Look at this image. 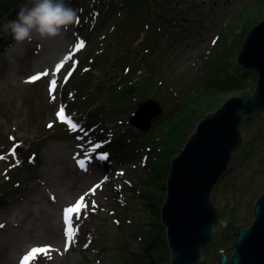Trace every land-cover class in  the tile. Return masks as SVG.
Masks as SVG:
<instances>
[{"label": "rangeland", "instance_id": "374dc122", "mask_svg": "<svg viewBox=\"0 0 264 264\" xmlns=\"http://www.w3.org/2000/svg\"><path fill=\"white\" fill-rule=\"evenodd\" d=\"M97 1L65 0L78 10L74 25L53 39L34 36L31 42L17 44L12 52L6 51L13 42L11 36L0 31V190L9 196L0 203V264H21L32 248L45 251L34 254L28 264H147L150 256L160 263V251L147 252L141 233L142 227L162 224L161 178H153L157 182L154 194L144 200V194L153 190L145 182L151 169L148 150L155 147L148 139L150 135L144 133L135 145L128 143L127 136L116 152L110 147L96 154L99 141L94 137L98 131L73 135L77 126L75 111L86 99H81L85 93L92 95L99 83L110 86L95 92L97 95L110 88L111 82L118 87L123 85L118 82L120 74L112 78L103 72L111 71L120 61H127L125 65L134 70V85H126L133 87V92L120 93L125 97L120 101L121 108L134 103L135 112L138 104L154 99L163 107L162 116L181 109L183 102L195 96L202 86L215 79L224 81L230 75L240 76L242 69L236 59L242 43L255 22L264 19L263 12L255 15L261 0H174L173 21L167 16L168 21L161 26L149 25L145 33L123 37L128 38L124 44H129L130 38L136 39L130 43L137 51L135 59L126 58L125 52L130 48H122V53L111 57L99 50L114 37L129 4L119 0L118 8H113L99 24L102 17L97 23L91 21V17L96 19L93 11L97 7L103 9ZM4 2L1 0L0 4ZM19 2L0 15V27L14 20L22 6L31 4V0ZM159 26L160 32L156 31ZM61 46L63 53L51 58V48ZM139 71L142 81L136 80ZM91 74L99 82L96 86L91 82L84 84L92 79ZM37 75L39 79H30ZM256 81L257 78L245 89L217 94L216 101L204 104L205 112L211 113L219 101L252 94ZM178 97L184 105L174 104ZM186 115L194 117V111L188 109ZM129 118L130 115L120 114L105 125L126 124ZM197 118L201 119L198 115L187 124V134L196 129ZM259 121L260 125L252 127L242 123L243 141L229 163L238 168L236 196L241 203L237 218L244 226L253 221L254 198L248 196V190L260 186L259 193L264 192V147L256 149L262 142L254 139L264 124L262 119ZM118 132L117 128L116 136ZM250 151L254 153L243 169L238 161ZM36 158L35 166L32 160ZM166 162H156L158 174H163ZM223 191L219 188L220 193ZM216 195L214 205L226 213V200H221L219 193ZM235 204L234 198L230 205ZM69 207L74 211L66 219L64 210ZM165 232L161 233L162 246L168 245ZM218 237L222 244L223 238ZM233 238L223 243L229 257L234 252ZM218 246L211 244L206 255L208 264H217Z\"/></svg>", "mask_w": 264, "mask_h": 264}, {"label": "water", "instance_id": "95a60500", "mask_svg": "<svg viewBox=\"0 0 264 264\" xmlns=\"http://www.w3.org/2000/svg\"><path fill=\"white\" fill-rule=\"evenodd\" d=\"M236 60L242 70L256 73L254 96L225 101L198 124L171 163L161 209V223L172 255L170 264L208 262L206 255L217 226L227 223V219L221 220L211 195L227 172L232 154L241 147L244 118L264 112V19L247 34ZM109 86L101 82L95 92ZM133 89L124 86L120 93L128 95ZM162 114L160 102L148 99L137 105L128 124L140 133H147ZM217 264H264V194L254 205L251 225L238 229L234 254L229 257L220 252Z\"/></svg>", "mask_w": 264, "mask_h": 264}, {"label": "trees", "instance_id": "16d2710c", "mask_svg": "<svg viewBox=\"0 0 264 264\" xmlns=\"http://www.w3.org/2000/svg\"><path fill=\"white\" fill-rule=\"evenodd\" d=\"M20 0H6L2 5L0 4V15H3L7 13L11 8L15 7L17 4H20ZM119 0H99L97 1L100 7L103 9L93 11L94 12V19L91 17V21L94 23H97V19L99 17H102L98 23H103L105 21V18H108L110 16V12L113 8H118L117 2ZM128 2L129 11L125 13L126 17L121 19L120 23L117 25L114 33V37L112 39H109L107 41V47L101 46L99 51L103 55L109 54V56H115L118 55L117 52L122 53L123 49L130 48L126 54V58L135 59V55L137 51L135 48H133L132 44L134 43L136 39L130 38L128 40L129 44H124V41H126L128 38L123 39L124 36H129L134 33H145L148 29V26H155V25H163L165 21H168L167 16H170L172 21L174 20V16L172 15V11H175L173 6L171 4L174 0H125ZM177 1V0H175ZM1 2V0H0ZM259 2V0H258ZM264 2L261 0L258 11L255 13V15H258L259 13H264ZM127 10V9H126ZM118 12V11H117ZM121 13V12H119ZM166 14V15H165ZM141 17V19H138ZM133 18H137V21H132ZM253 19V18H252ZM99 20V19H98ZM257 19H255L256 21ZM151 23V24H150ZM259 22H255V24L250 28V30L256 26ZM145 25V26H143ZM158 27L156 31L160 32L162 30V27ZM96 26H94L95 28ZM146 27V28H144ZM249 30V31H250ZM135 35V34H134ZM166 37V35H165ZM245 40V39H244ZM123 43V44H122ZM243 44V43H242ZM126 45V46H125ZM106 47V48H105ZM104 48V49H103ZM153 54V52H150ZM144 57V56H143ZM96 58V57H95ZM140 60V59H139ZM137 60V62L139 61ZM93 62V59H92ZM97 62V61H96ZM95 62V64H96ZM99 63V61H98ZM120 65H117L114 68H110L111 71H103L108 72V76L112 78H115V75H121L119 76L118 82H123V85L126 86L127 84L134 85L132 81V77L134 75L133 66L132 68H128L125 64L127 61L119 62ZM102 69V68H101ZM109 69V70H110ZM97 70V69H96ZM140 72V71H139ZM140 77L136 80L140 79L143 80L141 75L142 72L139 73ZM92 75V74H91ZM126 75V76H123ZM257 78L256 73L253 71H245L242 70V73L240 76L235 77L234 75H230L227 77L224 81H219L218 79H215L211 81L209 84H206L202 86V89H199L198 93H196L195 96L191 97L190 99H186L183 103L180 102L179 97L177 100H175V105L181 106L182 104L184 106L181 107V109L175 108L174 111L168 112L167 114H164L163 116L159 117L156 121L153 122L151 130L148 132L147 135L150 142H152L155 147L154 149L151 148L148 150V152L151 154V159L149 160L150 163V174L149 179H147L145 182L147 183V186L150 184L153 187V190H151L149 193L144 194V200L148 198V196L153 195L154 191V184H157L155 179L153 178H161L162 185H161V191L163 192V196L159 198L160 203L164 204L166 199V183L168 180V177L171 172V163L174 160L175 157L178 156L180 150L182 147L186 144L188 139L191 137L192 134L186 133V127L187 124L190 122L192 118H196L198 115L201 117V119L197 118V124H199L201 121H203L208 115L216 111L222 104V101L217 102L216 106L211 110V113L205 112L204 104L210 105V102L216 101L214 97L218 95L225 94L227 90L229 89H245L248 87V85ZM88 82H91L90 85L96 86L99 82L96 79V75H92V79L88 80L84 84H87ZM110 82V81H109ZM111 87L106 89L104 92H101L100 94H95L93 92L92 95L86 94L83 96V99L86 98L83 102H81L78 106L79 109L75 111L74 120L77 123L76 126V133L74 132L73 135L84 132L85 134H90L93 131H98V134L95 135V139L99 141V146L96 148L97 150L95 153H100L104 150H107L110 147H114L110 151L116 152L119 148L122 146V141L129 136L128 143H131L132 145H135L137 141L141 138V136H144V133H140L137 130L131 128L128 123L126 124H116L112 127H107L105 123L113 117H118L120 114H126V115H132L133 110H135L134 103H129L128 107L121 108L120 101H124V96H122L119 92L121 85L118 87L117 84H114L111 82ZM207 91L208 93H206ZM205 94V96L203 95ZM255 94V90L252 94H248L246 96L253 97ZM171 96V94L169 95ZM168 96V97H169ZM178 96V95H177ZM167 97V98H168ZM132 106V109L129 107ZM188 109H191L194 111V117H190L187 114ZM133 111V112H131ZM259 119H262L264 122V112H257L252 116L245 117L243 120V124H247V126L252 127L254 124L260 125ZM115 123V122H113ZM198 126V125H197ZM119 130L118 135L116 136L115 132L116 130ZM66 130L68 128L66 127ZM72 133V130L69 131ZM259 137V138H258ZM255 141H261L262 143L256 147L257 148H263L264 147V124L262 127V130L260 134L254 138ZM108 142V143H106ZM12 153H15V151H12ZM94 153V154H95ZM254 151L248 152L246 155L241 156L240 160L238 161V164L243 167V169L248 165L250 162V157L253 155ZM93 154V155H94ZM36 155H34V158ZM30 159V158H27ZM160 160H167L164 167L163 174H158L155 168L156 162ZM33 161V165L36 164L37 158ZM30 162V161H29ZM36 166V165H35ZM238 168L235 165H228V170L222 177V179L219 181V183L213 188L211 199L214 205L215 199L217 197L216 193H219L221 195V200L224 198L226 200L224 208L226 209V213H222L219 208H217L215 205L214 207L217 209L218 213L221 215V220L224 221V219H227V223L225 225L218 224L217 231L215 233V236L212 241V245H219L220 248L218 250L217 255V263L220 257V252H225L223 243L226 242L227 239L233 238V243L236 238V234L238 229L240 228H246L248 226H244L242 222L237 218L239 215L238 208L240 207L239 201H237L236 193L237 191V185L236 180L239 176V173L237 172ZM232 172H234L233 175H230ZM228 181V184H225V182ZM18 185V183H15ZM149 184V185H148ZM225 186V187H224ZM219 188H223L224 191L222 193L219 192ZM260 186H254L252 189L248 190V196L254 198L253 208L258 200V198L264 194L259 193ZM246 194V195H247ZM225 196V197H224ZM231 196V197H230ZM9 196L0 190V203L8 199ZM236 199L235 205H230V203L233 201V199ZM252 198V199H253ZM163 206V205H162ZM142 234L144 236L145 241V250L147 252H153V251H160L161 253V259L160 261H166V264H170L172 261V255L170 252V249L167 244L162 246V243L164 242V239L162 237V232H165V228L161 225L152 226L148 229L142 227ZM232 231V232H231ZM231 232V233H230ZM166 233V232H165ZM223 238V243L220 244V241L218 240L220 236ZM142 241V240H141ZM219 241V243H218ZM211 248V246H210ZM234 254V252H233ZM169 255V257H168ZM148 258V257H147ZM207 258V257H206ZM135 261V259H131ZM208 262L210 263L209 259L207 258ZM158 263L156 259H154L153 256H150V261H146L147 264H162ZM208 262H204V264H208Z\"/></svg>", "mask_w": 264, "mask_h": 264}, {"label": "clouds", "instance_id": "9594fccd", "mask_svg": "<svg viewBox=\"0 0 264 264\" xmlns=\"http://www.w3.org/2000/svg\"><path fill=\"white\" fill-rule=\"evenodd\" d=\"M78 20V10L65 0H31L20 8L14 20L6 21L0 31L11 36L16 44L31 42L34 36L53 39Z\"/></svg>", "mask_w": 264, "mask_h": 264}, {"label": "snow or ice", "instance_id": "6c2138e0", "mask_svg": "<svg viewBox=\"0 0 264 264\" xmlns=\"http://www.w3.org/2000/svg\"><path fill=\"white\" fill-rule=\"evenodd\" d=\"M81 47L83 46L82 45V43H81V45H80ZM57 67H59V65L57 66ZM46 74V73H45ZM32 81H34V80H36V79H39V76L37 75V76H33V77H31L30 78ZM53 83V85L55 84V81H53L52 82ZM49 127H51V125H49ZM0 159H3V157H0ZM80 200L82 201L83 200V197H81L80 198ZM79 206H80V203L78 202L77 203V209L79 208ZM74 211V209L72 208V207H69V208H66L65 210H64V214H65V218L67 219V215H68V213H71V212H73ZM0 227H3L2 225H0ZM45 251V249L44 248H32L23 258H22V260H21V264H28V261L30 260V258H33L34 257V254H36V253H39V252H44Z\"/></svg>", "mask_w": 264, "mask_h": 264}, {"label": "bare ground", "instance_id": "6f19581e", "mask_svg": "<svg viewBox=\"0 0 264 264\" xmlns=\"http://www.w3.org/2000/svg\"><path fill=\"white\" fill-rule=\"evenodd\" d=\"M15 46L17 47V44L13 41V42H10L9 45L7 46L6 48V51H10L12 52L15 48ZM13 48V49H12ZM45 49V46H42V50L44 51ZM56 50V51H55ZM45 52H48L47 48L45 49ZM61 53H63V49H62V46H61V49L59 47H57V49L55 48H51V55H49L51 58H57ZM79 162V161H77ZM80 163V162H79Z\"/></svg>", "mask_w": 264, "mask_h": 264}]
</instances>
